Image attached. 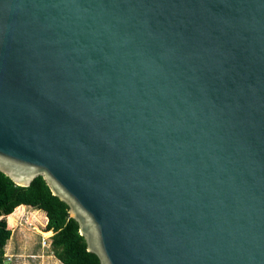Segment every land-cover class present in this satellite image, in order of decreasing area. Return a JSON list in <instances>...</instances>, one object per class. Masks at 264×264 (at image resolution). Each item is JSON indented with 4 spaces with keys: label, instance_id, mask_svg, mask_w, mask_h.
Instances as JSON below:
<instances>
[{
    "label": "water",
    "instance_id": "water-1",
    "mask_svg": "<svg viewBox=\"0 0 264 264\" xmlns=\"http://www.w3.org/2000/svg\"><path fill=\"white\" fill-rule=\"evenodd\" d=\"M0 172L99 264H264V0H0Z\"/></svg>",
    "mask_w": 264,
    "mask_h": 264
},
{
    "label": "trees",
    "instance_id": "trees-1",
    "mask_svg": "<svg viewBox=\"0 0 264 264\" xmlns=\"http://www.w3.org/2000/svg\"><path fill=\"white\" fill-rule=\"evenodd\" d=\"M29 205L41 209L47 217L46 230L51 235L50 247L53 255L62 264H99V258L87 251L86 242L79 234L78 223L70 217L68 205L53 195L41 176L28 186L15 184L0 172V264H5L4 247L10 238L7 226L13 223ZM7 219V221H6Z\"/></svg>",
    "mask_w": 264,
    "mask_h": 264
},
{
    "label": "rangeland",
    "instance_id": "rangeland-1",
    "mask_svg": "<svg viewBox=\"0 0 264 264\" xmlns=\"http://www.w3.org/2000/svg\"><path fill=\"white\" fill-rule=\"evenodd\" d=\"M23 209L13 223L6 219L11 235L4 247L5 264H62L50 247L45 212L29 205Z\"/></svg>",
    "mask_w": 264,
    "mask_h": 264
}]
</instances>
